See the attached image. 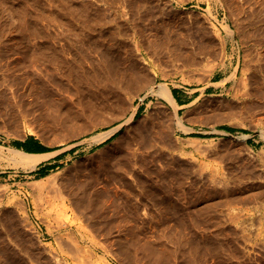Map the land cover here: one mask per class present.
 I'll return each instance as SVG.
<instances>
[{"label":"rangeland","instance_id":"obj_1","mask_svg":"<svg viewBox=\"0 0 264 264\" xmlns=\"http://www.w3.org/2000/svg\"><path fill=\"white\" fill-rule=\"evenodd\" d=\"M99 1L0 0V264H264V57L217 41L264 39V0ZM135 32L166 52L143 60ZM162 82L181 122L145 97L119 139L158 120L161 152L112 163L97 135Z\"/></svg>","mask_w":264,"mask_h":264},{"label":"bare ground","instance_id":"obj_2","mask_svg":"<svg viewBox=\"0 0 264 264\" xmlns=\"http://www.w3.org/2000/svg\"><path fill=\"white\" fill-rule=\"evenodd\" d=\"M101 1V0H100ZM99 1V2H100ZM104 1V0H103ZM119 1V0H118ZM142 1V0H141ZM219 1V0H218ZM88 2V1H87ZM108 2V1H107ZM112 2V1H111ZM90 3V2H89ZM97 3H98V1H97ZM114 3V2H113ZM228 3V2H227ZM92 4V3H91ZM118 4V3H117ZM90 5V4H89ZM105 5H107V4H105ZM110 5V4H109ZM115 5V4H114ZM88 6V5H87ZM103 6V5H102ZM227 6V5H226ZM85 7V6H84ZM97 7V6H96ZM111 7H113V6H111ZM127 7H129V6H127ZM137 7V6H136ZM140 7V6H139ZM103 8H104V6H103ZM107 8L108 9H106L107 11L109 10V7H108V5H107ZM138 8V7H137ZM150 8V7H149ZM113 9H114V7H113ZM97 10V9H96ZM103 10V9H102ZM118 10V9H117ZM135 10V9H134ZM105 11V10H104ZM120 11V10H119ZM131 11V10H130ZM146 11V10H145ZM103 12V11H102ZM102 12H100V13H102ZM133 12V11H132ZM136 12V11H135ZM149 12V11H148ZM104 14V13H103ZM113 14V13H112ZM115 12H114V16H115ZM135 14V13H134ZM139 14V13H138ZM137 14V15H138ZM147 14V13H146ZM263 14V13H262ZM106 15H108V14H106ZM117 15H118V12H117ZM144 15V14H143ZM139 16H141V13H140V15ZM138 16V17H139ZM147 17L146 18H148V15H146ZM264 16V15H263ZM262 16V17H263ZM132 17V16H131ZM134 17V16H133ZM149 17H151V16H149ZM115 18H116V16H115ZM140 18V17H139ZM142 18V17H141ZM143 18H145V17H143ZM105 19H106V17H104L103 16V20L105 21ZM111 19H112V16H111ZM114 19V18H113ZM128 19V18H127ZM142 20V19H141ZM144 20V19H143ZM113 21V20H112ZM126 21V20H125ZM150 21V20H149ZM106 22H108V20L106 21ZM118 22V21H117ZM115 23V22H114ZM119 23V22H118ZM109 24V23H108ZM116 24V23H115ZM118 26V25H117ZM120 26V25H119ZM134 26V25H133ZM107 27V26H106ZM113 27V26H112ZM224 30H223V34L222 35H219V38L218 37H216V38H218V42L220 43V46H221V54L223 53V54H225V52L224 51H226V47H227V39L228 38H232L233 40L232 41H236V44H237V46H238V59H239V61H240V58H241V52H242V49L243 48H245L246 50H247V48L249 47V46H252V48H255L256 49V57L257 58H261V57H264V52L262 51H259V49L261 50V48L264 46V39H261V38H259V39H256L255 37H254V35L252 34V33H247L246 34V36H245V38H242L241 40H239L238 38H237V36H236V32L237 31H235L236 29V27L234 28L235 30H233L232 28H231V26L229 25V24H227V25H225L224 27ZM252 28V27H251ZM105 29H107V28H105ZM111 29V28H110ZM133 29V28H132ZM140 29V28H139ZM248 29V28H247ZM256 29H257V27H256ZM115 30V29H114ZM142 30H144V28L142 29ZM137 31H139V30H137ZM254 31V30H253ZM79 32V31H78ZM133 32V31H132ZM143 32V31H142ZM147 32H149V31H147ZM261 32V31H260ZM126 33V32H125ZM145 33V32H144ZM106 34V33H105ZM143 34V33H142ZM245 34V33H244ZM243 34V35H244ZM152 35V34H151ZM264 35V34H263ZM146 36V35H145ZM239 36V35H238ZM241 36V35H240ZM103 37H104V35H103ZM124 37V36H123ZM133 38H134V41H133V43H135L134 45H136V48H137V53L139 52V55L142 57V59L143 60H146V57L148 56V55H151V54H163L162 52H166L162 47L160 48V47H158V46H156V47H158V49L157 48H155V47H153L152 48V46L150 47L149 45H147V42L149 43V41H147V39H142L141 38V34H140V32H135L134 33V35L132 36ZM258 37V36H257ZM119 38V37H118ZM117 38V39H118ZM157 39V38H156ZM215 39V38H214ZM107 40V39H106ZM122 40V39H121ZM120 40V41H121ZM150 41H152L151 39H150ZM154 41V40H153ZM157 41V40H156ZM106 42V41H105ZM108 42H110V41H108ZM115 42V41H114ZM126 43L128 42V41H125ZM209 42V41H208ZM120 43V42H119ZM122 43H124V42H122ZM121 43V44H122ZM128 44H129V42H128ZM161 44V43H160ZM217 44V43H216ZM117 45V44H116ZM159 45V44H158ZM209 45V44H208ZM207 45V46H208ZM214 45V44H213ZM154 46V45H153ZM127 47V46H126ZM214 47V46H213ZM120 48H122V47H120ZM123 48H124V46H123ZM160 48V49H159ZM206 48V47H205ZM259 48V49H258ZM208 49V48H207ZM211 49V48H210ZM237 49V48H236ZM244 49V50H245ZM250 49V48H249ZM258 49V50H257ZM263 49V48H262ZM120 50V49H119ZM125 50V49H124ZM129 50H131V49H129ZM128 50V51H129ZM167 50V49H166ZM245 50V51H246ZM204 51V50H203ZM202 51V52H203ZM211 51V50H210ZM245 51H243V52H245ZM121 52H123L122 50H121ZM126 52V51H125ZM124 52V53H125ZM205 52V51H204ZM211 52H213V51H211ZM210 52V53H211ZM216 52V51H215ZM248 52V51H247ZM255 52V51H254ZM114 53V52H113ZM118 53V52H117ZM133 53V52H132ZM206 53V52H205ZM209 53V52H208ZM208 53H207V55H208ZM218 53V52H217ZM236 53V52H235ZM249 53V52H248ZM247 53V54H248ZM129 54V53H128ZM124 55V54H123ZM210 55V54H209ZM216 55V54H215ZM215 55H213V56H215ZM237 55V54H236ZM206 56V55H205ZM211 56V55H210ZM218 56H220V55H218ZM226 56V55H225ZM255 56V55H254ZM128 57V56H127ZM126 57V58H127ZM130 57H132V56H130ZM221 57H222V55H221ZM242 57H244V55L242 56ZM217 58V57H216ZM254 59V58H253ZM129 60H131L130 58H129ZM259 60V59H258ZM258 60H255V62L256 61H258ZM248 61V60H247ZM133 62V61H132ZM249 62H252V61H249ZM137 63V62H136ZM135 63V64H136ZM224 64V63H223ZM246 64V63H245ZM258 64V63H257ZM237 65V64H236ZM262 66V65H261ZM131 67V66H130ZM254 67L256 68V63L255 64H251V65H243V70H242V74H243V72L244 71H247L248 69H254ZM259 67V66H258ZM137 69V68H136ZM140 69V68H139ZM144 69V68H143ZM141 70L140 72H138L139 73V77H138V86H139V84L140 83H142V81H144V79L146 78V77H143V76H145V75H147L146 73H147V71H146V69H145V71L146 72H144V70ZM260 69V68H259ZM262 69V68H261ZM124 70V69H123ZM238 70H239V63H238V65L235 67V69H234V71L231 73V74H229V76H227L226 78H223V79H221L219 82H216L217 84L216 85H221L222 87L223 86H225V83L227 82V81H229V80H235L236 79V77H237V75H238ZM132 71V70H131ZM130 71V72H131ZM247 72H249V71H247ZM137 73V74H138ZM259 73V72H258ZM135 74V73H134ZM141 74H143L142 76H141ZM145 74V75H144ZM245 74V73H244ZM215 75V73L213 72L212 73V76H214ZM246 75V74H245ZM132 76V75H131ZM133 77V76H132ZM244 77V76H243ZM250 77V76H249ZM131 78V77H130ZM247 78V77H246ZM251 80H253V79H251ZM137 85V84H136ZM255 85V84H254ZM262 86V85H261ZM121 88L122 87H120V89L119 90H121ZM205 89H206V87L205 88H202L201 87V91L200 92H202V94L203 93H205ZM123 90V89H122ZM261 92V91H260ZM244 93V92H243ZM242 93V94H243ZM261 94V93H260ZM145 97H152L153 99H155L156 101H158L160 104H162V105H167V106H169L170 108H171V110H172V112H173V114H174V116H175V122L176 123H180L181 122V120H182V118L180 117V115H179V108H181L182 107V105L181 104H179L178 102H177V100L174 98V96H173V94H172V91H171V88L165 83V82H162L161 84H159V85H157V86H155V87H151V88H149L145 93H144V95L143 96H141L140 98H139V100H140V102L139 103H137L135 106H134V108H133V110L131 111V113L127 116V118H125L124 119V121L123 122H121L120 124H118V125H116V126H114V127H111L109 130H107V131H104L103 133H101V134H99V135H97L98 136V138H97V143H101V142H105L109 137H112L114 134H118L116 137H115V139H113L109 144V146H113L114 148L112 149V153H111V155H110V158H111V161H112V163H117V162H119V161H121L122 159H124V158H127L128 156H134L135 155V150L138 148V147H140V146H147V148H151V150H155V152H161V149H162V147L160 146V144H159V135H160V129H161V124H160V122L158 121V120H149L148 122H146L145 124L143 123V122H140V123H142V124H135V125H133V126H131V128H130V133H129V138L128 139H126L124 142L122 141V140H120L119 138L122 136L121 135V131H122V125H124V124H128V123H130L131 121H133L134 120V117H135V115L137 114V112H138V110H139V105L140 104H142L143 102H144V99H145ZM150 102H152V99L151 100H149L148 102H146L145 103V110L147 111L148 110V107H149V105H150ZM164 106V107H165ZM146 116V115H145ZM144 120H146V119H144ZM143 120V121H144ZM135 121V120H134ZM140 121H142V120H140ZM138 127V129H140V132L139 133H134V129H135V127ZM137 130V129H136ZM122 138V137H121ZM96 139V138H95ZM95 141V140H94ZM121 141V142H120ZM121 144H120V143ZM107 147H108V145H107ZM149 148V149H150ZM138 150V149H137ZM160 154V153H159ZM54 194V193H53ZM52 194V195H53ZM55 194H57L58 195V193L56 192ZM56 195V196H57ZM53 197H54V195H53ZM55 198V197H54ZM43 199V198H42ZM49 199L50 198H48V199H43L44 200V203L45 204H47L49 207L52 205L53 206V204H52V202L51 201H49ZM63 199V198H62ZM51 200H52V198H51ZM61 200V199H60ZM69 201V200H68ZM54 202V201H53ZM62 202V201H61ZM65 204V203H64ZM72 206V205H71ZM25 207H26V205H25ZM74 221V220H73ZM68 226H70V225H68ZM81 226V225H80ZM76 230L78 231V228L76 229V226L74 227V234H76ZM92 253V252H91ZM90 257H91V254H90ZM100 260V259H99ZM105 261V260H104ZM108 261V263L107 262H104V264H113V263H111V261H109V260H107ZM98 262V261H97ZM102 262V261H101ZM87 264H89V263H87ZM90 264H99V263H95V262H92V261H90ZM102 264V263H101Z\"/></svg>","mask_w":264,"mask_h":264},{"label":"trees","instance_id":"obj_3","mask_svg":"<svg viewBox=\"0 0 264 264\" xmlns=\"http://www.w3.org/2000/svg\"><path fill=\"white\" fill-rule=\"evenodd\" d=\"M176 98V97H175ZM197 135V134H195ZM200 136V135H197ZM14 145L23 149L28 153H42L52 151L56 148H51L40 144L33 136H29L24 142L15 141ZM44 169H41L39 172H42Z\"/></svg>","mask_w":264,"mask_h":264}]
</instances>
